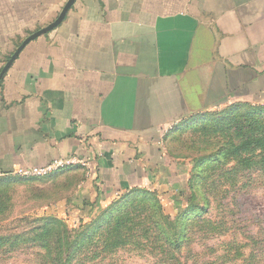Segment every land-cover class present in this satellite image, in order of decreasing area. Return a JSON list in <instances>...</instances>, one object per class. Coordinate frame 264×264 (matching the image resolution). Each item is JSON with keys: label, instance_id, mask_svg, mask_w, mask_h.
Listing matches in <instances>:
<instances>
[{"label": "crops", "instance_id": "obj_1", "mask_svg": "<svg viewBox=\"0 0 264 264\" xmlns=\"http://www.w3.org/2000/svg\"><path fill=\"white\" fill-rule=\"evenodd\" d=\"M66 1L0 0V69ZM233 100L264 104V0H75L0 80V175L75 154L107 203L164 131Z\"/></svg>", "mask_w": 264, "mask_h": 264}, {"label": "rangeland", "instance_id": "obj_2", "mask_svg": "<svg viewBox=\"0 0 264 264\" xmlns=\"http://www.w3.org/2000/svg\"><path fill=\"white\" fill-rule=\"evenodd\" d=\"M263 130L260 103L233 100L187 117L157 139L152 175L107 203L78 191L83 165L46 176L0 175V236L17 241L0 244V264H61L66 257L68 264H264V170L240 162L259 158L258 145L240 147ZM218 176L217 193L229 191L227 225L213 236L195 234L175 251L171 233L182 235L200 215L213 218L205 191Z\"/></svg>", "mask_w": 264, "mask_h": 264}, {"label": "trees", "instance_id": "obj_3", "mask_svg": "<svg viewBox=\"0 0 264 264\" xmlns=\"http://www.w3.org/2000/svg\"><path fill=\"white\" fill-rule=\"evenodd\" d=\"M243 145L240 147L241 149H246L247 147L250 148L252 145H258L260 147L258 153L256 152L255 154H257V156H259V158H257L256 160L251 161V158L248 159H242L240 160V162L244 161V166L247 167V170H251L254 169L256 167H260L262 170H264V130L263 132H261L259 134V137L256 141H252V142H244L242 143ZM256 151V150H255ZM254 151H252L253 154ZM234 158H237L236 156H233ZM221 160H219L220 162ZM224 164L227 163L226 160H224L223 162ZM10 175V174H7ZM84 180V179H83ZM232 180V179H231ZM221 183V178L218 176L216 177L211 183H209V185L206 186V191H205V202L206 204H208V206H211L214 204V210L213 209H209L206 211V215H208L210 212L213 214V218H208L207 216H199V220H197L196 222H194L192 224V226H187V227H183V234L182 235H178V231H174L173 233H171V238L169 240H167L169 243L170 247H173L175 249V251H177V249H180L182 245H185L187 243H190L191 241H189L190 239H193V236L195 234H199V235H211L213 236L215 233V230H217L218 228H224L225 225H227L229 218L227 217V213L224 209L225 205H223V200L225 198V196H227L229 194V191H224L223 195L222 193L219 194L217 193V185H219ZM230 183L232 184V187L235 185V183L232 181H230ZM147 191V190H146ZM178 190L176 191L175 194L172 195V199L177 201L176 203L178 204V197L180 196V193H177ZM147 193L151 196H153L154 198H156V194L155 191H147ZM216 202L218 201L219 204L216 205ZM214 200V202L212 201ZM159 202V199H158ZM181 202V201H180ZM160 208V206H158ZM220 208V209H219ZM158 214H160V212H158ZM162 219H166L165 216L161 213L160 214ZM222 215V216H221ZM212 219V220H211ZM60 224V223H59ZM155 226H157L156 221L154 223ZM61 233L67 234V231L65 229V227H61ZM176 234V236H175ZM57 237L59 236L58 234H56ZM58 239V238H57ZM56 239V241L59 243V241ZM17 241L14 240L13 242H10V240H8V237H3L0 236V244H9L10 246H15ZM167 243V242H166ZM61 244V242H60ZM64 244L67 245V242H64ZM41 258H44V255H40ZM57 257V256H56ZM54 259V258H52ZM51 259V260H52ZM42 260V259H41ZM50 260V258L45 259V262H48ZM62 259H59V262H62L61 264H68L70 258L66 257L63 261H61ZM50 262V261H49Z\"/></svg>", "mask_w": 264, "mask_h": 264}, {"label": "built area", "instance_id": "obj_4", "mask_svg": "<svg viewBox=\"0 0 264 264\" xmlns=\"http://www.w3.org/2000/svg\"><path fill=\"white\" fill-rule=\"evenodd\" d=\"M76 165H83L87 168V170H89V164L84 159V157H80L75 154H69L53 159L52 161L43 166H37L32 168L19 167L14 171L13 174L20 176H46L58 170L73 167Z\"/></svg>", "mask_w": 264, "mask_h": 264}, {"label": "water", "instance_id": "obj_5", "mask_svg": "<svg viewBox=\"0 0 264 264\" xmlns=\"http://www.w3.org/2000/svg\"><path fill=\"white\" fill-rule=\"evenodd\" d=\"M74 1L75 0H67L66 3L64 4V6L62 7L60 13L58 14V16L55 18V20H53L52 22H50L48 25L42 27L41 29H38L37 31L29 34L28 36H26L21 41V43L16 47V49L8 57V59L5 62V64L0 69V80L2 79V77L6 73L7 69L12 64V62L15 60V58L18 56V54L20 53V51L24 48V46L28 42H30L31 40H33L34 38H36L37 36H39L41 34H44V33L48 32L49 30L53 29L54 27H56L57 25H59L61 23V21L63 20L64 16L66 15L67 11L69 10V8L72 6V4H73Z\"/></svg>", "mask_w": 264, "mask_h": 264}]
</instances>
